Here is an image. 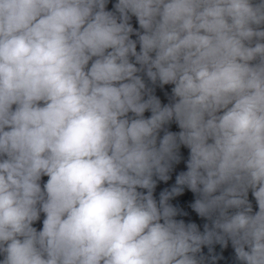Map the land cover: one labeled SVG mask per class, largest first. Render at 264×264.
Listing matches in <instances>:
<instances>
[{
	"label": "clouds",
	"instance_id": "clouds-1",
	"mask_svg": "<svg viewBox=\"0 0 264 264\" xmlns=\"http://www.w3.org/2000/svg\"><path fill=\"white\" fill-rule=\"evenodd\" d=\"M0 264H264V0H0Z\"/></svg>",
	"mask_w": 264,
	"mask_h": 264
}]
</instances>
